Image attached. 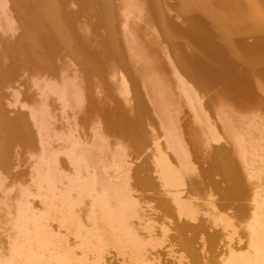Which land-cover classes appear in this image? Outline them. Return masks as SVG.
<instances>
[{
    "label": "bare ground",
    "instance_id": "1",
    "mask_svg": "<svg viewBox=\"0 0 264 264\" xmlns=\"http://www.w3.org/2000/svg\"><path fill=\"white\" fill-rule=\"evenodd\" d=\"M175 1L185 7L182 18H168L171 27L167 19L158 22L167 32L168 68L138 69L150 75L141 82L148 88L141 98L155 104L153 121L149 108L142 111V101H132L131 112H124L133 111V117L112 115L105 98L95 101L94 93L88 95L101 80L81 67L79 80L72 78L69 85L73 94L67 91L65 97H76L75 108L82 107L75 134L59 110L48 108L44 86L35 84L41 105L31 103L36 109L29 113L14 102L7 86L16 85L13 74L0 78V147L6 167L16 159L23 163L21 170L0 175V264L19 259L25 264H264V180L243 179L225 144L230 138L264 149V99L254 89L257 74L249 71V65L259 68L264 59V0ZM240 12H246L249 27L243 28L253 30L250 37L237 27ZM202 27L210 30L207 36ZM21 38L19 44L26 46ZM123 43L125 53L128 44ZM1 52L0 58H7ZM120 81L129 92L132 77L123 66ZM187 110L213 158L214 170L203 175L201 184L190 180ZM133 138L142 154L125 148ZM124 185L132 192L121 193ZM115 195L124 198L118 219L109 207ZM168 218L179 233L169 231ZM97 221L113 236L118 258L109 259V250L104 257ZM190 242L197 250L190 251ZM200 242L204 245L196 246ZM202 247L209 253L200 252Z\"/></svg>",
    "mask_w": 264,
    "mask_h": 264
},
{
    "label": "rangeland",
    "instance_id": "2",
    "mask_svg": "<svg viewBox=\"0 0 264 264\" xmlns=\"http://www.w3.org/2000/svg\"><path fill=\"white\" fill-rule=\"evenodd\" d=\"M156 2L160 3L162 6L164 18H159L160 15L158 14ZM172 2L174 3L176 1L0 0V52L5 48L4 53L6 52L8 55L5 59L0 58V78L10 73L13 74L16 85L12 84V86H7L13 93L14 102L21 103L22 107L20 108L23 111H29V113H34L36 109L31 103L36 102L40 104L39 98L36 97L37 91H35L38 86H35V84L44 86L47 89L45 95L47 96L48 108H51L52 112H54L55 109L57 111L59 110L61 118L64 119L63 124L67 125L68 128L74 129L73 131L75 134L79 133L78 129L81 127L80 125H82V122L78 121V116L83 115V113L79 112L82 107L78 105L75 108L74 102L78 101L76 97L75 99L70 97L68 99L65 97H67V91L73 94V89L69 87V85L72 83V78H74L73 81H75V78L79 80V74H82L81 67L88 69L90 72L94 71L95 75L97 74L96 78L101 80L99 86H97L101 88L97 89L96 87L94 92L92 89L88 90V95L90 96L94 93L96 98L93 100L95 101L100 97L105 98V100H107L105 104L110 107V111L113 110L112 115L117 111L125 119H127L126 117H133L135 115L133 111L132 114L128 113L127 115H124V112H131L132 107L129 105H131L130 103H132V101H142V111L144 112V107L147 109L149 108L150 113L148 116L153 121V118H156V112L153 111L155 104L150 102L149 104L143 103L145 100L142 98H144V95H147L148 88L147 85L141 84L143 79L150 78V75L149 73L143 74L138 69L144 65L146 68L147 66H151L153 69H160L161 67L168 68L167 40L165 37L167 32H165V34L162 32L165 28H162L159 23L163 21L161 19L165 21L167 19V24L171 25L173 21L168 18L174 17L175 19L176 17L181 19L183 16L181 13L182 9L185 8L180 1V3L177 2V4H172ZM53 10H55V14H57H53L52 19L47 20L46 17L51 15ZM55 16H60L61 18L59 17L60 19H57ZM236 17V21L240 23V25H237L239 30H243V34L246 37H250L253 30L243 28L245 26L246 28L249 27L246 23V12H240ZM136 20L139 22V25ZM130 22H133V24L131 23L132 25H130ZM250 27L252 26L250 25ZM202 29H204L203 35L207 36L210 30L207 28L205 29V27H202ZM136 30H138L142 36H139ZM19 35L20 37H18ZM40 36L45 40L43 45L40 43ZM21 37L26 41L27 47L24 46L23 42L19 44L18 39H22ZM13 38L15 41L12 40ZM247 41L250 42L249 40ZM123 42H125L126 45L128 44V50L125 51V53L122 52L123 49L121 50L124 44ZM219 55L218 57L224 59L226 63H232L223 55ZM121 66L128 69L132 77L129 92L125 91L120 81ZM258 67L259 68H253L249 65L251 69H249V71L254 76L257 74V85L254 86L256 87L254 89L264 99V71L261 69L264 67V59L262 64L258 65ZM235 68L238 69V66L236 65ZM237 73L238 71H235V76H237ZM101 102L103 103L104 101ZM102 103L98 104L101 105ZM235 103H237V101H235ZM132 105L134 106V103H132ZM188 113L190 116L188 118H190L191 121H189L190 126H187V129L188 131L190 129L189 132L192 134L191 136L189 133L192 138V143L189 142L190 144L187 143V145L188 153L192 151L190 155V161L193 164L191 174H194L190 180L196 178L197 183L201 184L203 183V175H210V172L212 174L214 170L213 164H211L212 161H210L213 158H211L212 155L208 151V144L204 143L202 130L197 127V122L195 124L193 123L194 115L189 110H187V114ZM131 122L133 121L131 120ZM221 131L223 132V130ZM219 136L221 137V135ZM227 138L226 135L223 136V143ZM229 140L231 142H229ZM128 142L130 143H127L125 148L132 146L134 150L135 147V149L139 150L142 154L143 148L139 142L137 143L136 138H133V140L130 139ZM235 142L237 141L232 143V139L228 138L225 144L230 147L229 152L226 153H229V158L232 160L234 166L241 171L243 179L249 176L253 182L263 181L264 149L262 151L261 148H255L253 144L250 147L249 145L246 146L241 144L240 141L238 143ZM57 145L54 144V146H57L56 150L60 149L59 143ZM54 146L53 148L55 149ZM219 153L221 152H218V155ZM7 163V157L3 154L0 147L1 176H7V174H9L7 172L9 171L11 173L15 172L16 169L21 170L20 168L23 164L21 159H16L14 165L10 164L8 167H6ZM240 168H242V170ZM123 187L121 193L128 194L132 192V188L128 189L130 186L124 185ZM252 189H254V187ZM115 197L116 199L113 198V196L110 198L109 207L112 214L118 219L123 214L121 202L124 198L118 199L117 195H115ZM181 198L188 199V196L186 197L183 195ZM146 202L148 204L149 200H146ZM186 210L190 211V207L187 206ZM97 222L100 232L104 235L102 237L104 238L103 243L105 241L103 244V251L106 253L103 252L104 257H107L108 250L110 253L114 250L115 252H113L115 254L111 253L110 255L109 253V256H111L109 259L113 256L118 258V256H116L118 255V251L115 250L113 246V236L108 237V230L101 222ZM167 225L170 232L179 233V229L169 218ZM100 232L99 234H101ZM194 243L195 242H190V244L193 245V248L190 247V251L197 250ZM9 244H11V242ZM9 244L5 247L8 250L10 249ZM201 245H204V242H200L198 245L196 244V246ZM107 247H109V249ZM65 248V246H62L60 250ZM202 248L203 249L199 250L200 252L204 254L205 252L209 253L206 248ZM10 251L11 249L9 252ZM203 253L201 254L203 255ZM17 259L18 258H15V261ZM19 260L16 262L14 261L15 264H25L22 262L17 263ZM79 262V264H81V261ZM42 263L44 262H41V264ZM7 264L11 263L8 262ZM76 264H78V262Z\"/></svg>",
    "mask_w": 264,
    "mask_h": 264
}]
</instances>
